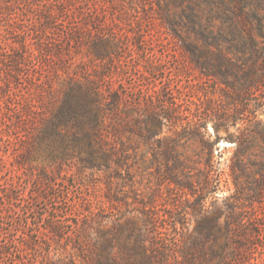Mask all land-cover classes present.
Instances as JSON below:
<instances>
[{
    "label": "trees",
    "instance_id": "obj_1",
    "mask_svg": "<svg viewBox=\"0 0 264 264\" xmlns=\"http://www.w3.org/2000/svg\"><path fill=\"white\" fill-rule=\"evenodd\" d=\"M40 1L0 0V64L6 66L5 77L0 81V146L6 145V148H0V177L4 178L0 180V208L5 209L16 198L19 170L36 166L33 163L38 157H43L42 162H45L42 163L43 171L33 179L34 196L42 195L47 188L55 190L59 174L50 167L56 163L77 159L88 168H106L115 173L130 171L126 166L136 151L137 119L132 115L139 102L129 93L123 74H116L122 46L118 45L115 31L107 28L102 14L97 13L94 6L81 8L83 2L77 0H45L46 4ZM149 1L152 18L161 22L172 38L183 45L193 66L228 89L225 92L227 104L235 113L217 115L215 129L235 125L239 119L246 124L238 136L237 151L230 164L237 189L225 200L226 222L222 225L217 210L210 216L205 208L208 195L216 192L225 172L213 164L209 155L206 164L210 166L199 168L198 176L194 178L188 172L195 168L189 165L190 159L176 154V139L159 137L156 159L160 168H166L169 181L181 192L193 197L188 205L191 211L186 208V213L192 212L198 224L194 232L187 235L184 244L174 236L177 231L171 235L160 229L158 218L149 212L152 202L145 201H140L145 215L144 228L129 220L123 225L118 218L113 226L105 227L106 222L99 216L86 241L79 232H74L75 228L82 227L77 222L68 232L63 220H55L49 231L61 237L70 233L71 238L78 239L80 246L77 249L83 254L80 257L89 264H251L250 249L258 243V238L263 237L261 227L264 224L254 223L261 219L259 214L246 219L241 204L243 199H264V0ZM100 2L103 7L105 2ZM23 5L30 8L26 19L21 12L18 17L14 15L13 7L20 9ZM25 21L31 22L32 26L23 24ZM2 27H5V34ZM6 35L15 38L11 44L3 42ZM87 41L94 58L103 63L92 69L72 70L60 100L38 115L34 91L29 90L27 95L20 93V67L39 56L43 60L66 58L69 56L65 52L68 45L70 50L73 42L80 46ZM154 70L152 64L145 68L148 74ZM116 76L121 86H114ZM176 107H179L176 102L170 106L166 98H161L159 108L153 106L148 114H144L146 109H143L144 118L140 123L150 121L151 124H140L142 137L157 135V129L169 121L176 128L180 124L179 136L201 137L202 145L208 147L210 153L212 144L204 140L207 124H202V118L198 116L193 123L192 120L180 123L183 113L175 112ZM260 115L263 117L259 118ZM32 120L36 122L34 127V122L30 125L36 138L30 148L23 150L17 144L11 145L12 137L18 138L24 129L30 131L27 127ZM202 129H205L204 133ZM8 154L14 157L11 165L6 162ZM197 163L200 165L201 162ZM244 176L255 178L259 186L244 190L240 187ZM114 177L119 176L112 175L107 183V198L111 202H120L122 199L115 194ZM181 177L184 179L180 180ZM187 198L191 200L189 196ZM97 209L91 208L90 213L97 216ZM185 227L183 230L187 229ZM221 237L224 242H220ZM27 239H30L27 249L18 250L20 256H15L13 264H36L28 255L33 254L39 242L30 235ZM45 239L53 240L50 236ZM54 250L62 263L68 257L76 262L79 260L72 252L67 254L60 248ZM6 254H10L7 245L0 246V264Z\"/></svg>",
    "mask_w": 264,
    "mask_h": 264
},
{
    "label": "rangeland",
    "instance_id": "obj_2",
    "mask_svg": "<svg viewBox=\"0 0 264 264\" xmlns=\"http://www.w3.org/2000/svg\"><path fill=\"white\" fill-rule=\"evenodd\" d=\"M77 1L83 2L80 4L81 8L94 6V10L102 14L107 28L112 32L115 31V38L119 40L118 45L122 46L120 51L122 57L115 71L116 74H123L122 78L126 82L129 93L135 99L134 101L139 102V106L135 107L132 115L133 119H137L134 134V150L136 151L131 154L132 157L129 158L126 166L130 171L118 170L115 173L106 168H88L77 159L56 163L50 167L55 168L54 172L59 174L56 178L55 190L47 188L43 190L42 195L36 196L33 195L36 192L33 179L43 171L44 158L38 157V160L33 163L36 165L34 167H21L16 198L12 199L10 204L8 201L9 206L6 209L0 208V246L7 245L10 252L2 256L3 264H13L15 256H20L18 250L26 248V244L30 243V239H27L28 235L39 242L38 250H34L31 256L28 255V258L35 259L36 264H89L80 257L83 254L78 250L80 246L78 239L71 238L70 233L64 234V237L56 235L49 231V226L55 220H63L65 230L71 232L72 226L77 222L82 227L79 230L75 228L74 232H79L78 235H81L84 241L92 233L90 228L99 216L106 222L105 227L113 226L118 218L123 225L129 220L137 227L144 228L145 215L142 213L143 206L140 201L152 202L149 205V212L158 218L160 229L171 235L177 231L178 234L174 236L180 239L181 244H184L187 235L193 233L198 224V219L192 212L186 213L188 210L191 211L188 205L193 201V197L181 192L174 183L169 181L165 173L166 168L164 166L160 168L158 159H156L158 158L156 157V145L159 137L176 139V154L190 159L189 165L195 168H190L188 172L194 178L198 176L199 168L210 166L206 164V158L209 155L213 164L225 172L216 192H211L205 203L208 215L211 216L214 211H218L222 225L227 219L225 200L237 189L234 177L231 175L230 164L237 151L238 136L242 134L246 124L239 119L235 125L230 124L215 129L217 115L235 113L227 104L225 92H228V89L223 84H218L215 79L203 75L193 66L183 45L172 38L161 22L152 18L151 9H149L151 1L103 0L105 2L103 7L99 5L100 0ZM46 2L45 0L40 1L41 4H46ZM13 8L16 11L14 15L18 17L21 12L23 18H28L30 13L28 6L23 5L20 9ZM25 12H27L26 15ZM30 23L23 22L29 27L32 26ZM1 31L5 34V27H2ZM14 39L13 35L9 37L6 35L3 37V42L11 44ZM87 42L80 46L73 42L70 50L68 45L65 52L69 56L67 55L66 58L55 57L43 60L42 56H39L32 61L27 60L20 67L18 74L20 93L26 92L25 95H27L29 90L34 91V97L37 99L35 101L36 111H40L38 115L43 114L42 110L47 112L53 102L57 103L60 100L72 70L92 69L97 64L103 63L94 58L88 47L89 41ZM150 64L155 67L152 74L145 72V68ZM5 67L0 64V81L5 77ZM117 77L114 81L115 87L121 84ZM161 98H166L170 106L173 102L179 105L175 112L183 113L179 118L180 123L185 124L191 120L193 123L197 116L202 118V124H207L204 140L212 144L210 153L209 148L202 145L201 137L179 136L178 132L182 131L180 124L176 128L169 121L157 129V135L150 138L142 137L140 124L149 126L151 124L150 121L140 123V120L144 118L142 110L146 109V113L144 111L143 113L148 114L147 112L153 106L159 108ZM237 116L245 117L244 115ZM262 117L263 115L259 116V118ZM33 122L34 127L35 120L28 123L27 130L30 131L27 132L24 129L18 138H11V145L17 144L23 150L30 148L36 138L32 126L30 127ZM204 130L202 129L203 133ZM1 146L0 148H6L5 144ZM6 159L7 164L11 165L14 160L13 154H8ZM197 161L201 162L200 165ZM112 175L119 176L114 177L116 179L113 181L116 182L115 194L122 199L120 202H111L107 198L109 193L106 185L112 179ZM182 177L180 180L184 179ZM258 186L255 178L247 176L241 178L240 187L246 191ZM187 196L191 200H188ZM0 201L2 202V199ZM113 206L115 208L111 209ZM93 207L98 208L97 216L90 213ZM241 209L246 219L259 214L260 217L262 216L261 219L255 220L257 222L254 223L264 224V199H243ZM184 227L187 229L183 230ZM261 229L264 234V225ZM45 236H50L53 240L47 241ZM224 240L221 237L220 242ZM257 241L258 243L250 249L251 264H264V235ZM54 248H60L67 254L72 252L79 260L76 262L68 257L62 263L54 253Z\"/></svg>",
    "mask_w": 264,
    "mask_h": 264
}]
</instances>
